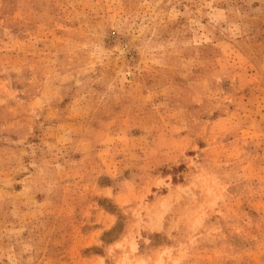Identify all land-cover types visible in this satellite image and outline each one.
<instances>
[{"label":"rangeland","instance_id":"374dc122","mask_svg":"<svg viewBox=\"0 0 264 264\" xmlns=\"http://www.w3.org/2000/svg\"><path fill=\"white\" fill-rule=\"evenodd\" d=\"M0 264H264V0H0Z\"/></svg>","mask_w":264,"mask_h":264}]
</instances>
